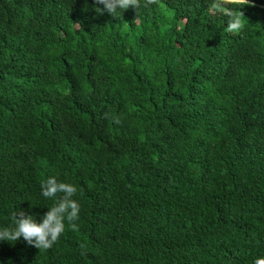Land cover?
<instances>
[{
    "label": "trees",
    "instance_id": "obj_1",
    "mask_svg": "<svg viewBox=\"0 0 264 264\" xmlns=\"http://www.w3.org/2000/svg\"><path fill=\"white\" fill-rule=\"evenodd\" d=\"M141 4L0 0V229L42 221L50 176L80 205L79 232L0 241V264L264 257V0Z\"/></svg>",
    "mask_w": 264,
    "mask_h": 264
},
{
    "label": "clouds",
    "instance_id": "obj_2",
    "mask_svg": "<svg viewBox=\"0 0 264 264\" xmlns=\"http://www.w3.org/2000/svg\"><path fill=\"white\" fill-rule=\"evenodd\" d=\"M250 0H223L225 4H249ZM157 3V0H143V6ZM95 11L98 15H104L106 12L113 17L117 15L118 10L123 12L130 7L141 8V0H95ZM103 5V7H100ZM229 17L226 31L237 32L242 28L243 13L237 14L234 11H225ZM41 193L43 197L55 201L38 222L32 215L27 214L20 208L11 213L12 225L0 229V241L16 242L23 238L29 246H34L39 250L50 249L60 238L65 230V220L68 222L71 230L79 232V226L76 221L79 220L80 205L73 197L77 194V188L70 183L60 182L55 176H50L41 181ZM83 247V245H81ZM253 264H264V257H257Z\"/></svg>",
    "mask_w": 264,
    "mask_h": 264
}]
</instances>
